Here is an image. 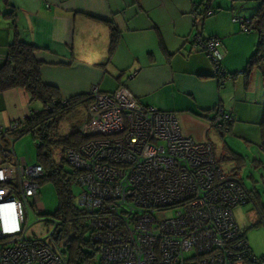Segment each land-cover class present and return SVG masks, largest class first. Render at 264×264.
Listing matches in <instances>:
<instances>
[{"label":"built area","instance_id":"obj_1","mask_svg":"<svg viewBox=\"0 0 264 264\" xmlns=\"http://www.w3.org/2000/svg\"><path fill=\"white\" fill-rule=\"evenodd\" d=\"M247 26L242 21V30ZM193 42L224 83L219 39L195 35ZM90 94L83 132L95 137L65 154L78 173V203L99 264H264L232 212L249 196L222 172L210 142L184 137L175 114L142 105L123 85L111 93L92 86ZM210 120L219 127L231 116L219 111ZM18 127H0V264H67L51 239L57 222L43 238L27 236L28 209L43 210L44 172L15 156Z\"/></svg>","mask_w":264,"mask_h":264},{"label":"crops","instance_id":"obj_2","mask_svg":"<svg viewBox=\"0 0 264 264\" xmlns=\"http://www.w3.org/2000/svg\"><path fill=\"white\" fill-rule=\"evenodd\" d=\"M201 1L0 0V66L17 33L37 48L43 81L57 87L63 99L87 94L92 86L111 93L123 85L139 103L175 114L184 137L208 141L215 148L211 137L225 131L256 139L262 152L258 124L264 108V68L254 67L244 77L257 33L241 27L242 21L250 22L261 0H210L214 13L194 18L193 8L201 9ZM9 11L13 18L5 15ZM111 24L119 37L109 54ZM195 35L219 39L221 67L235 74L233 80H218L215 66L194 44ZM37 110L24 89L7 90L0 94V127ZM219 111L231 120L212 128L210 119ZM251 122L257 124L253 133L243 126Z\"/></svg>","mask_w":264,"mask_h":264},{"label":"trees","instance_id":"obj_3","mask_svg":"<svg viewBox=\"0 0 264 264\" xmlns=\"http://www.w3.org/2000/svg\"><path fill=\"white\" fill-rule=\"evenodd\" d=\"M3 1L8 4V0ZM209 2L210 0H202L201 9L194 6L193 17H197L198 14L204 17L213 14L214 10L210 8ZM208 12H210L209 15H207ZM5 15L13 18L14 13L9 11ZM251 29L257 33V43L243 70L245 78L254 67L264 68V0H261L256 13L248 23L247 30L244 31ZM118 37V29L111 24L109 54L113 52ZM36 51L35 46L21 41L15 33L14 39L8 46L6 61L0 66V94L10 89L22 88L30 96L31 102L41 104V109L31 111L23 120L17 121L19 127L12 132L13 140L15 141L25 133H30L36 143L35 164L40 165L44 172L38 183L40 185L44 181H50L54 186L58 202L54 215L58 227L51 239L60 247L65 262L67 264H99V254L88 225L87 213L78 203L79 195L75 199L73 193L75 186L79 188V194L81 193L76 183L78 173L69 164L65 154L67 148L78 149L95 137L83 132V125L89 121L90 90L87 94L63 99L57 87L43 81L40 70L42 63L36 59ZM220 68L222 69L221 65ZM223 72L224 82L234 79L235 74H229L225 70ZM261 76L264 83V70ZM65 120L69 121V130L66 133H60V126ZM258 126L261 136L259 146L264 154V108ZM213 127L218 128L216 125ZM213 151L218 166L221 162L236 161V166L240 167L239 163L243 158L234 151L230 150V153L227 152L228 154L225 153V156L220 157L215 155L214 147ZM227 178L239 183L249 196L246 204L253 203L257 208L258 222L252 227L264 223V204L259 193L254 189L247 190L238 178ZM59 241L62 242L61 245L58 244Z\"/></svg>","mask_w":264,"mask_h":264},{"label":"rangeland","instance_id":"obj_4","mask_svg":"<svg viewBox=\"0 0 264 264\" xmlns=\"http://www.w3.org/2000/svg\"><path fill=\"white\" fill-rule=\"evenodd\" d=\"M34 107L41 109V104L34 102ZM68 124V120L61 124L60 133H66L69 130ZM243 126L251 131L257 127V124L251 122ZM211 139L215 145L217 157L225 156L227 152L230 153V149L242 156L243 160L239 163L240 167L236 166V161L221 162L219 167L227 177L240 179L247 190H256L264 204V154L259 150L256 139L254 141L246 138L243 140L225 131L222 134L214 133ZM14 153L18 159L24 158L28 165L36 163V143L30 133H25L14 141ZM255 159L261 161V164L255 163ZM0 160H2L1 155ZM79 192L78 187H73L75 199H77ZM38 196L43 211H39L36 207L28 209L27 236L43 238L49 235L54 227V222H57L54 215L58 202L53 184L50 181L42 182L38 189ZM232 212L239 229L245 231V238L253 253L256 255L264 254V223L254 227L250 226L251 222L259 216L257 208L253 203H248L234 207ZM58 244L61 245L62 242L59 241Z\"/></svg>","mask_w":264,"mask_h":264}]
</instances>
